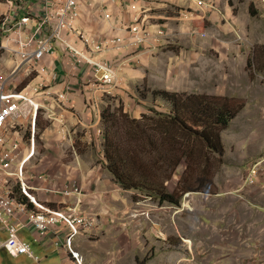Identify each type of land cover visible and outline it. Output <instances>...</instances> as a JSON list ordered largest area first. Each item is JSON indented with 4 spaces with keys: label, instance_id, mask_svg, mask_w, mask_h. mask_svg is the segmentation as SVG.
Masks as SVG:
<instances>
[{
    "label": "crops",
    "instance_id": "obj_1",
    "mask_svg": "<svg viewBox=\"0 0 264 264\" xmlns=\"http://www.w3.org/2000/svg\"><path fill=\"white\" fill-rule=\"evenodd\" d=\"M22 2L18 18L26 16L29 9L46 1ZM93 2L92 7L85 2L81 3L75 30L86 32L94 39H125L128 36L127 28L133 23L134 16L139 15L147 30L152 32V37L141 47H134L125 42L121 46H111L97 55L98 61L112 63L118 69L117 87L110 93L101 86L104 71L97 72L94 68L88 69L78 65L73 57L61 48H57L54 55L44 57L42 66L46 71L39 75L26 71L25 66L19 67L18 71L13 73L18 59L10 55L2 56L0 81L5 77L3 80L8 81V90H22L31 83L44 80L47 94L46 97L43 96L45 101L35 126L29 121H19L15 126L8 127L4 134L6 145L3 149H9L10 144L15 141L21 145L22 151L14 167L15 171L32 151L31 140L35 134L36 153L25 165V183L30 197L50 210L66 209L75 205L79 199L82 212L94 218L95 229L73 240L72 249L80 255L82 264H201L191 259L184 261L183 257L176 255L173 248H166L167 251L162 253L161 246L156 249L153 260L136 263L132 261L125 247L123 249L117 244L126 234L130 235V230L136 229L142 220L135 215L131 217V192L123 189L108 169L104 148L103 114L109 106L112 111L122 106L124 111L140 117L138 115L143 109L139 105L141 101L136 98L140 85L146 82L151 84L161 76L170 81L179 74L176 66L170 61L171 58L165 57L170 53V50L165 52L167 46L174 41L191 47L201 44L198 48L203 50L205 44L201 43L200 39L201 31H204L208 34L206 44L210 48L221 47L220 39H216V35L226 37L228 30L232 32L227 21V18L231 17L226 7L228 0H122L116 4H111L108 0ZM131 6H135V9H131ZM12 8L15 10L17 6L12 7L8 0H0L1 15L8 13ZM175 8L182 10L173 14L170 10ZM106 11L111 15L109 19L101 16ZM185 14H188L189 18L186 19ZM205 23L208 29L201 30ZM159 29L165 31L164 36L160 38L155 34ZM186 38L187 43L184 42ZM180 55L183 58L181 60L178 57L177 61L180 60L182 65H185L186 52L182 50ZM165 64L167 70L164 68ZM184 74L182 71L181 75ZM167 81L165 83L170 85ZM12 187L16 197L24 196L23 187L17 178H13ZM75 187L81 189L80 195H65L66 189ZM3 192L0 188V195L4 194ZM27 199L31 210H35L34 203ZM176 213L177 211L170 214L173 216ZM220 214L209 213L208 220H203L205 224L217 221L219 229L215 227L218 233H210L209 238L205 235L206 237L198 243L201 247L206 239H209V243L203 248L206 253L199 257L208 260L211 255L210 260L203 262L208 264H253L251 255L250 262H247L239 247V241L242 239L241 224L222 231ZM216 218L217 220H214ZM25 221L26 217H22L21 223ZM172 222L171 218L170 223ZM142 231H137L140 236ZM0 236L5 238L7 235L0 232ZM21 237L32 246L42 264H78L68 249L69 230L64 223H58L44 236L39 232L22 230ZM187 237H182L183 247L188 250L187 243H190L192 256L198 254L197 250L194 251L197 244L191 239L192 236ZM156 238H164L165 244L175 247L172 245V236L169 238L166 232L162 231ZM219 238L221 242H218ZM212 245L217 246L209 248ZM0 254L9 259L12 257L5 251ZM252 254L254 255L253 251ZM211 257L216 259L211 260ZM21 258L33 261L28 256L11 259Z\"/></svg>",
    "mask_w": 264,
    "mask_h": 264
},
{
    "label": "rangeland",
    "instance_id": "obj_2",
    "mask_svg": "<svg viewBox=\"0 0 264 264\" xmlns=\"http://www.w3.org/2000/svg\"><path fill=\"white\" fill-rule=\"evenodd\" d=\"M133 7L131 6V9ZM226 7L231 16L227 18V21L230 23L232 32L228 30L226 37L216 35V39H220L221 47L216 46L217 50L210 48L206 44L208 34L204 31H201L200 39L201 43L205 44L203 50L198 48L201 44H198V47H191L174 41L167 46L165 52L170 50V53L165 57L171 58L170 61L176 66L179 74L170 81H167V77L161 76L159 80L151 84L146 82L140 85L141 87L138 86L140 88L136 98L141 101L139 105L143 109V112L138 115L139 118L134 113L124 111L122 106L119 111L128 115L130 119L140 120L146 116L155 117L158 112L170 115L180 114V111L174 110V105L169 99L162 96L154 97L155 90L177 93L181 98L178 100L181 102H184V98L188 100L190 96L197 95L203 101L231 104L237 111L229 126L222 132L225 155L214 154V178L203 174L200 167H195L196 171H189L190 177L186 185L198 191L185 193L178 205L168 202L161 204L158 195L152 196L151 193L141 190L130 191L131 217L135 215L142 221L136 229L130 230V235L126 234L124 238L119 239L117 244H120L123 249L125 247L133 262L142 263L153 260L156 249L161 246L162 253L167 251L166 248H173L176 255L183 257L184 261L191 259L194 262L208 264L203 262L210 260L211 255L208 260L199 256L206 253L203 248L206 243H209L210 233L213 235L218 233L215 227L219 229V225L217 221L209 220L208 224L204 221L208 220L209 213L216 215L221 213L220 229L222 231L241 224L242 232H239L242 239L239 241V247L244 252L247 262H250L251 255L253 264H264V0H228ZM252 7L255 14L252 12ZM180 10L182 9L175 8L170 11L175 14ZM136 18L146 28L142 18L135 15L127 31L135 25ZM207 29L206 23L203 24L201 30ZM106 38L109 37L103 39ZM184 42H188L187 38ZM182 50L186 52L185 65H182V61H177L178 57L181 60L183 58L180 55ZM4 55L9 56L0 50V58ZM164 68L167 70L166 64ZM182 71L185 73L184 76L181 75ZM180 108L183 109L180 116L187 117V112L191 116L193 111L191 107L188 110L181 105ZM202 129L203 126L200 130ZM197 145L203 147L201 143ZM148 159L150 160V157ZM173 160L176 164L179 161L176 157ZM188 167L189 162L186 159L182 160L173 169L172 176L167 180H161L155 188L168 187L167 192L175 193L179 190L182 178L186 177ZM254 170H257L258 174L256 177H251ZM171 172L172 169L169 173ZM162 183L166 184L162 185ZM146 184L153 187L156 183L147 181ZM176 211L177 213L173 216L170 214ZM139 230H143L142 237L137 232ZM162 231L166 232L169 238L172 236L171 239L174 242L172 245L175 247L165 244L164 238H156ZM205 235L208 238L199 247L198 243L206 237ZM187 236H192L191 239L197 244L194 251L197 250L198 254L195 253L196 255L192 256L190 243H187L189 240L186 242L189 249L186 250L183 247L182 237L188 238ZM7 238L5 236L3 239ZM218 242H221V238ZM216 246L212 245L209 248ZM11 258L0 254V264H35L29 259ZM214 259L216 257H211V260ZM110 261L112 262L113 259Z\"/></svg>",
    "mask_w": 264,
    "mask_h": 264
},
{
    "label": "built area",
    "instance_id": "obj_3",
    "mask_svg": "<svg viewBox=\"0 0 264 264\" xmlns=\"http://www.w3.org/2000/svg\"><path fill=\"white\" fill-rule=\"evenodd\" d=\"M42 1V0H41ZM44 4H37L29 9L26 16L18 18L22 9V0H8L13 8L8 13L0 14V50L5 54L18 59L15 73L19 67L25 66L26 71L37 73L45 72L42 66L44 57L56 53L57 48L67 51L78 65L85 68H94L97 72L104 71L101 86L107 92H112L117 87L118 69L109 62L98 61L97 55L108 47L121 46L123 43L143 46L152 37V32L143 27L136 18L135 25L129 29L128 37L94 39L88 33L75 30V22L80 15V5L85 2L92 7L93 0H44ZM122 0H108L109 3H119ZM135 9V6L133 7ZM102 17L109 19V12H103ZM184 17L189 18L188 14ZM158 38L164 36L165 31L159 29L155 33ZM8 81H0V188L4 194L0 195V232L7 235L4 240L0 236V252L5 251L10 256L18 258L28 256L36 264H41V259L35 254L30 244L21 237L22 230L39 232L47 235L49 230L58 223H64L69 230L67 245L73 256L79 261L78 254L72 249L73 240L79 235L91 233L95 227L94 218L82 212L81 201L78 199L75 205L66 209H47L37 204L27 191L25 183V165L32 158L37 149L36 135L31 140V152L24 163L14 171V167L20 159L22 147L17 141L10 144V148L4 150L6 145L5 131L8 127L15 126L19 121H29L32 126L45 101L46 82L31 83L22 90H8ZM63 98V96H60ZM257 170L251 177H256ZM13 178H17L22 187L23 195L29 198L36 206L31 210L28 203L21 201L14 194L12 187ZM66 196L81 194V189L75 187L64 191ZM26 221L21 223V218ZM79 264H82L79 261Z\"/></svg>",
    "mask_w": 264,
    "mask_h": 264
},
{
    "label": "trees",
    "instance_id": "obj_4",
    "mask_svg": "<svg viewBox=\"0 0 264 264\" xmlns=\"http://www.w3.org/2000/svg\"><path fill=\"white\" fill-rule=\"evenodd\" d=\"M252 12L255 14L253 7ZM161 96L169 99L174 110L180 111V114L183 111L181 105L188 110L191 107V116L189 112L187 117L158 112L155 117L130 119L128 115L119 113L122 107L112 111L109 106L103 114L105 155L108 169L123 189L141 190L152 196L158 195L161 204L168 202L178 205L185 193L198 191L186 185L190 177L189 171H196L195 167H200L203 174L214 178V154L225 155L222 132L229 126L237 111L231 104L203 101L197 95L190 96L188 100L184 98V102H181L177 93L154 91V97ZM119 114L122 115L118 117ZM198 143L203 147L198 146ZM175 157L179 160L178 163L186 159L189 167L186 177L180 181L179 190L171 194L167 192L168 187H155L161 180L172 176L173 169L178 166V163H173ZM199 179L202 181L201 177ZM147 181L156 184L148 186ZM19 198L28 203L27 197Z\"/></svg>",
    "mask_w": 264,
    "mask_h": 264
},
{
    "label": "clouds",
    "instance_id": "obj_5",
    "mask_svg": "<svg viewBox=\"0 0 264 264\" xmlns=\"http://www.w3.org/2000/svg\"><path fill=\"white\" fill-rule=\"evenodd\" d=\"M69 249V248H68ZM74 251V250H73ZM71 253V252H70ZM76 253V252H75ZM72 254V253H71ZM77 254V253H76ZM72 256H73V254H72ZM74 257V256H73ZM78 258H79V261H81V263H82V260H80V255L78 254ZM41 259V258H40ZM74 259H76L75 257H74ZM76 261H77V263L79 264V261L76 259ZM41 264H42V261H41Z\"/></svg>",
    "mask_w": 264,
    "mask_h": 264
}]
</instances>
